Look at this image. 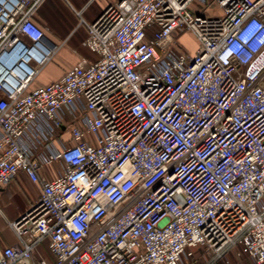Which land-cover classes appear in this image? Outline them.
Masks as SVG:
<instances>
[{
	"label": "built area",
	"instance_id": "obj_1",
	"mask_svg": "<svg viewBox=\"0 0 264 264\" xmlns=\"http://www.w3.org/2000/svg\"><path fill=\"white\" fill-rule=\"evenodd\" d=\"M44 1L0 0V189L20 172L40 188L0 264H264V0L79 10L93 58L32 85L61 46Z\"/></svg>",
	"mask_w": 264,
	"mask_h": 264
},
{
	"label": "crops",
	"instance_id": "obj_2",
	"mask_svg": "<svg viewBox=\"0 0 264 264\" xmlns=\"http://www.w3.org/2000/svg\"><path fill=\"white\" fill-rule=\"evenodd\" d=\"M90 1L91 0L83 1L81 3L82 5L80 7V10L84 9V7ZM110 1L111 0H92L90 4H95L96 6H94V8L92 7L90 10H87V15L84 18L87 21L94 20ZM89 7L90 6H88L86 9H89ZM213 7L214 10L216 11L219 10V6L217 3H215ZM43 9L44 8L42 5L35 18L44 27L47 36L53 41L57 43L62 42L64 40L63 38H67L72 32L75 31L77 32V30L79 29L78 28L76 30L75 29L76 26L75 27L72 26V28L67 33L62 34L61 31H63V28L61 26V21L58 20L57 18L54 19L53 17L52 18L45 17L41 12V10L43 11ZM83 29L85 33H87L86 28L84 27ZM81 57L93 58V54L89 50H87V54L81 55L80 57L74 55V59L71 64L64 65V67L60 69L59 72L56 73V75L44 81L36 82V83L43 84L58 79L70 66L75 64ZM63 138L69 139V133L65 132L63 134ZM63 138H56V139L54 138L52 141L54 147L58 148ZM62 169H63V163L61 161H56L54 162L53 165L45 166L41 170V173L45 177L52 179L56 175H58V173L61 172ZM39 193H40V188L38 184L32 182L23 172H20L12 181L5 184L0 189V248L13 245L17 242V237L15 235V232L9 226L8 221L14 220L18 216L23 214L26 211V209L29 208V206L37 200ZM39 254L51 260L54 259V256L52 255V253L48 248L47 241L43 242L39 246L37 256ZM240 258L236 257V259H240ZM247 258L249 257L247 256Z\"/></svg>",
	"mask_w": 264,
	"mask_h": 264
},
{
	"label": "rangeland",
	"instance_id": "obj_3",
	"mask_svg": "<svg viewBox=\"0 0 264 264\" xmlns=\"http://www.w3.org/2000/svg\"><path fill=\"white\" fill-rule=\"evenodd\" d=\"M47 1V0H46ZM58 6V13L61 19V26L63 31L62 34L67 33L70 30V26H76L75 29L77 32L75 34L72 32L67 38H63L60 48L56 53L51 57V59L43 66L41 74L37 76L32 85H36V82L44 81L59 72L64 65H69L74 59V55L80 57L81 55L87 54V49L81 45V41L86 36L84 31V26H80V16L77 14V11L80 10L81 3L85 0H49ZM48 1V3H49ZM92 2V0L90 1ZM90 2L82 9V16L87 15V10H90L92 7L96 6L95 4H90ZM47 4V3H46ZM88 6L89 9H86ZM61 13V14H60ZM83 35V36H82ZM181 42L186 46V48L194 53L197 49V42L194 36L191 34H185L181 37ZM80 44V45H79ZM240 258V259H236ZM230 264H256L251 259L247 258L245 255H236L234 253L229 254Z\"/></svg>",
	"mask_w": 264,
	"mask_h": 264
},
{
	"label": "trees",
	"instance_id": "obj_4",
	"mask_svg": "<svg viewBox=\"0 0 264 264\" xmlns=\"http://www.w3.org/2000/svg\"><path fill=\"white\" fill-rule=\"evenodd\" d=\"M49 0H45L43 5V11L41 10L42 14L47 17V18H57L58 20L61 21L59 14L58 13V6L54 5V3L50 2L48 3ZM47 3V4H46ZM41 8V7H40ZM39 11V10H38ZM38 13V12H37ZM61 14V13H60ZM70 29L72 28L71 26L69 27ZM76 32V31H75ZM75 32H73L75 34Z\"/></svg>",
	"mask_w": 264,
	"mask_h": 264
},
{
	"label": "water",
	"instance_id": "obj_5",
	"mask_svg": "<svg viewBox=\"0 0 264 264\" xmlns=\"http://www.w3.org/2000/svg\"><path fill=\"white\" fill-rule=\"evenodd\" d=\"M8 67H9V68L14 67L15 71H17V72L19 73L18 68H17V66H15L14 63H11V65H9ZM19 74H20V73H19ZM20 75H21V76H24L23 74H20ZM17 83H18V82H17Z\"/></svg>",
	"mask_w": 264,
	"mask_h": 264
},
{
	"label": "bare ground",
	"instance_id": "obj_6",
	"mask_svg": "<svg viewBox=\"0 0 264 264\" xmlns=\"http://www.w3.org/2000/svg\"><path fill=\"white\" fill-rule=\"evenodd\" d=\"M17 79L21 80V75L17 74Z\"/></svg>",
	"mask_w": 264,
	"mask_h": 264
},
{
	"label": "snow or ice",
	"instance_id": "obj_7",
	"mask_svg": "<svg viewBox=\"0 0 264 264\" xmlns=\"http://www.w3.org/2000/svg\"><path fill=\"white\" fill-rule=\"evenodd\" d=\"M3 70L2 69H0V72H2Z\"/></svg>",
	"mask_w": 264,
	"mask_h": 264
}]
</instances>
